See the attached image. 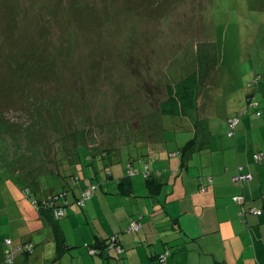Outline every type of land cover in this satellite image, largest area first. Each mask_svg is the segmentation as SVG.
I'll list each match as a JSON object with an SVG mask.
<instances>
[{"label":"rangeland","instance_id":"374dc122","mask_svg":"<svg viewBox=\"0 0 264 264\" xmlns=\"http://www.w3.org/2000/svg\"><path fill=\"white\" fill-rule=\"evenodd\" d=\"M195 70L196 116H162L166 85ZM238 116L263 145L264 0H0V173L15 182L31 173L25 158L43 169L37 152L54 159V171L79 129L80 142L115 149L112 166L140 156L190 177L234 147L227 119ZM200 120L211 149L200 145ZM194 138L188 174L170 161Z\"/></svg>","mask_w":264,"mask_h":264},{"label":"crops","instance_id":"0c3cea01","mask_svg":"<svg viewBox=\"0 0 264 264\" xmlns=\"http://www.w3.org/2000/svg\"><path fill=\"white\" fill-rule=\"evenodd\" d=\"M262 116L263 113L258 117ZM242 121L233 135L234 147L222 146L220 150L225 151L217 160L208 157L211 170L178 177L167 169H154L163 184L152 196L142 175L132 176L131 184H122L126 166H112V158L102 156L101 146L87 145L85 153H90L92 158L86 170L77 150H70V158L82 169L83 179L78 184L72 181L68 187L66 215L58 220L53 219L50 208L38 210L21 192L24 186L30 185L32 198L41 200L61 190L66 182L53 172L54 159L52 163L43 162L47 155L37 152L36 160L43 169L36 174L32 158H25L20 166L23 171L30 168L26 178L23 176L15 182L14 173H0V181L6 175L0 196L6 202L3 193L6 191L14 201L8 204L0 200V264H5L4 255L10 251L16 255L15 264H264V159L256 162L253 158L255 152L264 149V139L263 145L250 139L249 130L254 129ZM199 123L206 137L200 145L211 149L208 127H202L203 120ZM260 128L264 135V124ZM158 146L160 150L165 149L164 143ZM175 153L170 165L189 174L194 155L189 154L185 161L182 156L177 159ZM63 155L55 158V169L59 167L62 172ZM146 165L143 161L139 164L141 169ZM16 166L12 167H19ZM106 168L111 169L110 176ZM239 170L251 172L252 180L243 184L235 182L233 175ZM25 179L28 184L23 185ZM92 182L100 183L99 189L84 207H79L77 198ZM237 196H243L244 201L237 202ZM135 220L142 226L138 231L129 232L128 227ZM113 235H118L122 249L120 252L112 249L113 258L88 253L90 245L103 244ZM59 238H64L68 250H59ZM5 239L11 240L9 246ZM27 241L35 244L29 255L23 252ZM162 255H166L163 262Z\"/></svg>","mask_w":264,"mask_h":264},{"label":"trees","instance_id":"16d2710c","mask_svg":"<svg viewBox=\"0 0 264 264\" xmlns=\"http://www.w3.org/2000/svg\"><path fill=\"white\" fill-rule=\"evenodd\" d=\"M199 97H200V77H199V72L198 70L192 71L189 73L186 77H183L180 79L178 82L175 84H167L166 85V97L159 103V109L160 113L162 116H172V117H181V116H188V117H195L194 115L197 112L198 105H199ZM248 97V102L251 104L254 100V95L251 96V94L247 95ZM258 104L255 105L257 108ZM256 114L258 116L262 115V112L259 111V109L256 110ZM240 121V116L235 117V118H228L227 119V126H228V135L233 136L236 131V127ZM234 122V126H232V123ZM77 139L79 141L77 142L75 139L74 145L69 148L70 150H77L76 153H78V156L80 159H82L83 163V170L87 169L89 167V161L92 158V155L89 153H85V150L87 149V145L84 142H80V138L82 139L84 137V131L79 129L76 131ZM194 144H198L197 138L192 139L189 141L185 146L182 147L181 149V154H182V159L186 161L187 156L193 152L194 149ZM94 148V147H93ZM103 149L100 150L102 153V156L108 155L110 157V154L113 153L112 149H106L105 147H102ZM70 150L68 151L69 154ZM81 152V153H80ZM84 152V153H83ZM83 153V154H82ZM188 153V154H186ZM263 153L264 150L257 151L253 154V158L256 162H262L264 159V156L262 159H256L255 155ZM77 155V154H76ZM146 156L149 157L148 154ZM71 155L66 154L65 157L61 160V164L64 166V171L62 172L60 168L55 169L53 171L55 175L58 176L59 180H65L66 184L61 186V190H59L57 193H53L52 195L46 197L45 199H39V198H32V193H33V188L30 185H26L22 188V194L25 197H28L32 204L37 207L38 210L42 209V207H48L51 209L54 215V220H58L63 218L66 215V210L69 205V199L67 198L68 195V190L69 186L72 183V181H76L74 184H78L82 181V177L80 176L82 169L78 166H76L75 161H73L72 158H70ZM135 160L138 161V165L136 164ZM143 161V163L146 165L147 160L146 159H141L140 156L138 158H133L132 160L130 159L125 168V175L122 177V184H125L128 182L131 184L130 179L134 175H142L145 180L146 184L151 191V195H154L155 193H158L160 191V188L162 186V181L160 180L159 176L157 175V172L154 171V169L150 168V164L148 163L145 167V169H141L139 164L140 162ZM76 166V167H75ZM240 171V170H239ZM238 171V172H239ZM242 171V170H241ZM105 172L108 176L112 174V171L110 168H106ZM244 172V171H243ZM251 173V172H250ZM253 175V174H252ZM234 176V175H233ZM252 180V179H251ZM241 184V183H240ZM100 183L98 182H92L89 185L86 186V188L82 191L80 196L77 198L76 203L79 205V207H84L86 205L87 200H89L93 195L96 193V191L99 189ZM63 188V189H62ZM89 191V192H86ZM60 200V202L57 204V201ZM81 201H84L83 204H81ZM59 209L64 210V215L62 217H57L56 213ZM136 222L138 220H135ZM133 221V222H135ZM132 222V223H133ZM139 222V221H138ZM131 223V224H132ZM130 224V225H131ZM129 225V227H130ZM142 226V225H141ZM128 227L129 232H134L130 231ZM116 236L117 239L118 235H113ZM109 237L108 239L104 240L103 244L101 243H95L92 244L88 247V253L90 255H96V254H105V258H113L114 254L111 252V250H117L120 252L121 249V244L118 241L116 244H111V238ZM7 239H5V243ZM59 250L64 251L68 250L69 246L66 245L64 238H59ZM9 246V244H7ZM117 245L120 246V251L117 249ZM25 246H30L29 251L25 250ZM35 248V244L32 243L31 241H27L25 245H23V252L25 254H32ZM91 250H94L93 253H91ZM10 254H12L10 256ZM12 258V259H11ZM16 261V255L10 251L5 253L4 255V263L5 264H15Z\"/></svg>","mask_w":264,"mask_h":264},{"label":"built area","instance_id":"2783aa9c","mask_svg":"<svg viewBox=\"0 0 264 264\" xmlns=\"http://www.w3.org/2000/svg\"><path fill=\"white\" fill-rule=\"evenodd\" d=\"M232 126H234V122L232 123ZM263 156H264V154L263 153H259V154H256L255 155V158L256 159H262L263 158ZM253 178V175H252V173H250V172H243V171H239V172H237L234 176H233V180L235 181V182H237V183H241V184H243V183H245V182H247V181H250L251 179ZM86 192H89V191H86ZM236 200H237V202H242V201H244V197L243 196H237L236 197ZM83 202L84 201H81V204H83ZM64 215V210L63 209H59L58 211H57V213H56V216L57 217H62ZM141 228V223L140 222H133L131 225H130V227H129V230L130 231H138L139 229ZM6 242H7V244H10L11 243V240L10 239H7L6 240ZM118 242V239L116 238V236H113L112 238H111V244H116ZM29 248H30V246H25V250H27V252L29 251ZM117 249L120 251L121 249H120V246L119 245H117ZM94 252V250H91V253H93ZM12 254H10V256H11ZM12 259V258H11ZM160 259H161V261L163 262V261H165V259H166V255H162V256H160Z\"/></svg>","mask_w":264,"mask_h":264}]
</instances>
